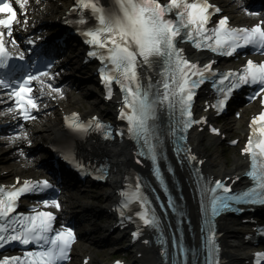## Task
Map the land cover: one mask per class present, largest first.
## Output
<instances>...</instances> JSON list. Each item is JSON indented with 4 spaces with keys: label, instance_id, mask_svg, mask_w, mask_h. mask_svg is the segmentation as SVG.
<instances>
[{
    "label": "snow or ice",
    "instance_id": "6c2138e0",
    "mask_svg": "<svg viewBox=\"0 0 264 264\" xmlns=\"http://www.w3.org/2000/svg\"><path fill=\"white\" fill-rule=\"evenodd\" d=\"M36 3L39 4V0ZM14 4L23 20L18 19ZM28 4L29 0H0V14H4L0 17V93L3 94L0 95V104L9 105L0 111V115L11 114L14 121L35 122L37 116L34 113H38L41 107L39 101L45 96L63 98L64 90L53 84L59 74L49 71L51 63L45 65L47 70H40L36 61L26 60L24 51L14 54L18 51L14 26H23V30H27ZM78 4L80 9L90 10L91 19L95 21L81 34L92 49L87 55L101 64L98 72L106 89V99H112L114 84L121 93L118 119L126 122V128L116 130L115 135L121 138L126 135L134 141L136 163L151 162L152 174L167 199L165 205L156 189L150 188L139 175L126 177L124 188L118 192L120 200L116 207L121 224L128 221L136 225L133 240L139 239L145 228L155 231L166 264H189V257L193 258V264H221L216 218L240 205L264 206V111L250 120L249 138L241 149V155L250 161L244 175L251 186L245 190H233L232 185L240 180V176L234 179L231 176L224 179L205 176L200 167L204 161L191 152L187 133L194 125L208 123L206 116L197 119L193 110L197 90L207 82H211L216 99L214 103H205V112L212 109L217 114L223 113L233 93L244 86L256 87L249 100L260 98L264 107V61L248 59L241 69L222 73L213 68L215 60L201 64L189 59L181 45L190 43L198 51L227 57L238 55L239 50L247 48L264 55V18L251 27L230 26L227 16L213 21L212 17L221 9L210 0H112L108 8L100 5L99 0H78ZM247 14L260 16L256 12ZM76 22L82 27L88 24L82 14ZM9 43L13 51L7 47ZM27 43L33 45L35 41L29 39ZM153 75L157 77L155 82ZM33 82L40 85L35 93ZM162 114L167 116L166 126L161 124ZM240 115L236 113L237 118ZM64 119L66 127L77 137L95 132L104 140L114 138L112 125L99 117L83 121L78 113H72ZM209 128L211 133L221 135L220 129ZM19 129L9 139L13 143L22 140L30 146L31 140L23 123L19 124ZM166 138L172 142L178 164L181 167L187 164L198 197L202 218L199 249L184 243L183 197L181 195L179 200L173 197L160 167L161 160L167 159ZM230 143L235 145L238 141ZM63 151L66 160L75 161L70 145H66ZM75 163L82 172L86 171L78 161ZM99 171L102 175L97 178H106L108 169L101 166ZM167 171L175 174L171 166ZM50 189L55 190L54 185L46 179L21 180L20 177L11 186H0V249L13 242L31 246L22 257L0 258V264H66L69 261L77 241L72 227H56L57 216L51 210L36 207L28 213L17 210L23 195L42 194ZM149 191L159 202L162 212L165 215L171 212L176 218V229L171 233L170 257L164 223L153 198L147 194ZM42 205L44 209H61L56 198L44 199ZM187 222L191 223L190 220ZM144 243L149 241L144 240ZM197 252L202 255V260L196 258ZM254 260L255 264H264V252L255 253Z\"/></svg>",
    "mask_w": 264,
    "mask_h": 264
},
{
    "label": "bare ground",
    "instance_id": "6f19581e",
    "mask_svg": "<svg viewBox=\"0 0 264 264\" xmlns=\"http://www.w3.org/2000/svg\"><path fill=\"white\" fill-rule=\"evenodd\" d=\"M61 1V0H56ZM56 1L49 0L48 2L44 3V8L40 9H34L33 13L36 14L38 12V17L45 18L46 16L44 14H54L56 10ZM53 6V8H52ZM61 8L56 10L55 16L59 13H61ZM60 113V112H59ZM60 117H57L54 121L51 120H44L38 121L37 123H33L27 127V131L35 141L38 139H42L45 142H48L50 140L55 139H61L67 136V132L64 130L61 121L58 119ZM205 140V136L202 134L196 135L194 138V142L196 145V148L203 152L207 157V162L209 165L216 170L217 173H222L227 169L225 161L216 153H210L207 148L204 147L203 142ZM110 153L113 156V159L115 161V164L118 165V174L121 172V169L123 168L122 165L126 164L128 161V150L126 147L122 146L121 144H113L109 147ZM5 150H8L7 147H0V152H5ZM13 153L12 150L9 151V154ZM5 154V153H4ZM3 154V159L5 155ZM28 162L25 160V162L21 165H19L16 168H12V171L10 172H27L28 169ZM11 168V166H10ZM243 168L242 160L238 159L232 169H229L227 174H234V173H240L241 169ZM7 169V168H6ZM110 199V198H109ZM108 199V200H109ZM107 200V201H108ZM106 204V203H103ZM92 205H95V202H92ZM223 228L227 230L226 235L224 238V245L227 249V257L229 258L228 264H237L239 254L237 253V250H235L233 247H245L244 245L247 244L246 240L244 238L240 239L238 237V234L241 233L244 230L243 225H239L238 222L235 221H226L223 224ZM150 254V253H149ZM108 256H104L100 258V260L106 259ZM139 264H156V259L154 257L150 258L149 255L139 260Z\"/></svg>",
    "mask_w": 264,
    "mask_h": 264
}]
</instances>
